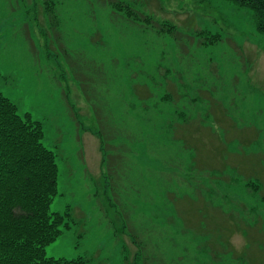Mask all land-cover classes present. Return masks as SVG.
Segmentation results:
<instances>
[{
  "label": "rangeland",
  "instance_id": "obj_1",
  "mask_svg": "<svg viewBox=\"0 0 264 264\" xmlns=\"http://www.w3.org/2000/svg\"><path fill=\"white\" fill-rule=\"evenodd\" d=\"M118 5V6H114ZM0 93L55 155L47 257L264 264V35L232 0H0Z\"/></svg>",
  "mask_w": 264,
  "mask_h": 264
},
{
  "label": "trees",
  "instance_id": "obj_2",
  "mask_svg": "<svg viewBox=\"0 0 264 264\" xmlns=\"http://www.w3.org/2000/svg\"><path fill=\"white\" fill-rule=\"evenodd\" d=\"M232 1L253 12L256 31L264 35V0ZM42 139L40 123L21 116L0 93V264H87L45 254L69 228V213H49L58 170Z\"/></svg>",
  "mask_w": 264,
  "mask_h": 264
}]
</instances>
